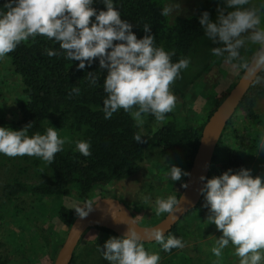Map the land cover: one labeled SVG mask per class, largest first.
<instances>
[{"label":"clouds","instance_id":"clouds-1","mask_svg":"<svg viewBox=\"0 0 264 264\" xmlns=\"http://www.w3.org/2000/svg\"><path fill=\"white\" fill-rule=\"evenodd\" d=\"M95 0H6L4 11H0V61L31 38L46 37L59 45V51L46 49L49 57L61 53L69 61H79L78 70L90 67L97 59L100 69L106 70L103 83L106 98L103 100L105 119L123 110L131 116L140 129L134 135L136 143L142 139L145 116H154L157 124L176 107L177 97L172 88L181 73L190 66V58H181L173 63L175 50L166 51L157 47L151 26L143 24L145 36L138 39L133 33V25L121 18L113 0H101L106 10L97 11ZM226 7H218L217 19L213 22L209 12L202 13L199 23L206 37L221 47L210 49L214 57L222 58L232 74L242 76L244 82L252 86L264 87V3L253 0H222ZM228 9H234L228 11ZM182 11L179 3L170 0L161 9L165 18L178 15ZM251 46H256L252 50ZM252 51V55H242ZM97 72H88L91 86L98 83ZM260 73V74H258ZM80 89L73 87L69 97L79 95ZM28 124L21 131L0 127V154L10 158L36 157L46 165L54 162L56 154L64 150L66 139L61 138L54 127L46 133H36L29 137ZM258 150L264 152V135L258 142ZM76 150L84 157L91 156V145L87 141H77ZM168 178L180 181L190 176L176 166H169ZM200 190L204 196V207L209 209L207 222L222 232L211 248L217 258L213 264H220L223 250L229 245L234 248L233 256L239 264H264V178L253 177L250 169L241 168L235 174L229 169L221 176L207 179ZM189 185L183 184L185 189ZM144 203L150 196H142ZM182 199L175 195L155 200L154 213L168 214V221L175 222ZM95 206L91 199L83 206L73 209L77 215L86 218ZM159 227L142 235L136 227L130 226L122 238L111 237L103 248H99L108 264H160L158 253H150L144 247L145 240H154L164 252L183 249L182 238L169 235L165 238Z\"/></svg>","mask_w":264,"mask_h":264},{"label":"trees","instance_id":"trees-1","mask_svg":"<svg viewBox=\"0 0 264 264\" xmlns=\"http://www.w3.org/2000/svg\"><path fill=\"white\" fill-rule=\"evenodd\" d=\"M113 2L120 11L121 18L133 25V33L138 39L145 36L143 24L147 23L151 26L150 34L155 36L157 47H163L168 52L175 50L173 63L181 58H190L189 68L181 73L182 79L177 80L172 88L173 92L184 98L188 87L207 71L210 62L216 58L210 49L221 46L206 37L199 19L202 13L207 11L210 19L215 22L218 7L226 5L217 0H197L192 15L175 16L170 20L169 17L165 18L160 14L164 7L161 0H113ZM5 3L6 0H0V11L5 10L3 9ZM93 7L97 11L106 10L101 0H95ZM46 49L59 51V45L46 37L38 36L35 40L30 38L29 41L21 43L8 55L24 86V98L18 104L19 119L0 118V127L21 131L26 125L32 124L27 132L31 137L36 133L45 134V124L50 121L53 126L65 127L75 133L76 142H89L91 156L81 155L75 148L76 142L75 145H65L64 150L56 154L52 164L46 165L41 159L38 161L44 165L43 175L47 177V182L26 184L13 181L3 185L2 192L7 197L33 195L39 200L54 199L58 204L55 212L69 229L77 213L62 203L63 197L73 190L80 206H83L91 198L95 188L135 173L143 159L144 143L135 142L134 135L140 129L135 126L131 116L122 109L114 113L111 119L104 118L103 100L106 94L103 91V83L107 72L100 69L98 59L90 67L78 70L79 61H69L63 53L49 57L45 54ZM88 72H97L99 79L95 86L89 84ZM73 87H78L80 93L70 98L69 92ZM229 90L215 100L198 125L191 123L179 125L174 113H168L163 124L152 135L154 144L160 147L163 154L181 161L189 168L203 125ZM260 95H264V87L251 85L221 134L212 157L209 174L214 163L218 165L221 175L229 169L233 170L234 174L241 168L248 169L244 154L246 145L243 147L251 140L249 137H245V140L243 138L247 127L242 129L230 126L240 109L251 124L264 128V120H261L254 111V102ZM147 117L150 120L155 119L151 115ZM142 139L144 140V136ZM263 173L264 163L255 170L254 177H261ZM96 228L113 233L103 227ZM32 229L45 246L50 245L49 237L42 229L36 225H33ZM169 235L182 238L174 228L165 235V238ZM74 262L75 254L70 264ZM0 264L9 263L0 256Z\"/></svg>","mask_w":264,"mask_h":264},{"label":"rangeland","instance_id":"rangeland-1","mask_svg":"<svg viewBox=\"0 0 264 264\" xmlns=\"http://www.w3.org/2000/svg\"><path fill=\"white\" fill-rule=\"evenodd\" d=\"M163 5L170 0H161ZM197 0H173L181 5L182 11L175 16L187 17L195 12ZM224 4L222 0H217ZM257 5L264 0H253ZM234 9H230L232 11ZM264 25V21H262ZM222 46V45H221ZM220 46V47H221ZM256 46H251L254 50ZM242 55L251 56L252 51ZM240 76L232 74L222 58L213 59L206 72L186 91L182 98L177 97L176 107L172 111L179 125L191 123L198 125L206 115L208 109L215 100L228 91L237 82ZM24 86L19 75L10 63L9 57L0 61V118L17 120L20 117L19 102L24 98ZM254 111L264 120V95H260L254 102ZM143 125L144 154L139 164V169L130 176L118 181H113L106 186L95 188L91 196L93 203L102 197H115L123 201L131 210L136 221L141 225H152L164 217V214L156 216L154 213L155 200L167 198L169 195L177 196L182 190L186 177L180 181H172L168 178L169 166H176L188 172L189 168L176 159L170 158L161 152L160 147L152 141L153 133L162 123L157 124L145 116ZM54 127L61 138L68 142L65 145H75L76 134L65 127L53 126L50 121L45 124ZM230 127L246 128L245 137H249L250 143L244 144L248 169L252 171L262 167L264 152L258 150V142L264 135V128L251 124L242 114L241 110L233 117ZM229 127V128H230ZM229 132V129H227ZM228 132L226 134H228ZM228 144V143H227ZM36 157L10 158L0 154V256L8 260L9 264H53L55 256L63 243L68 228L61 222L55 212L57 202L52 198L37 199L33 195H18L7 197L3 194V185L13 181L26 184L47 182L43 175L44 165L39 163ZM221 176L219 167L214 163L207 179ZM264 178V173L261 176ZM142 196H150L151 201L144 203ZM62 203L73 209L80 205L75 192L64 196ZM205 200L202 195L196 208L183 216L174 229L182 236L185 242L183 249L173 252H164L158 243H144L145 249L150 253H158L161 257L160 264H213L217 259L211 252L216 238L222 236L215 225L207 222L209 209L204 207ZM28 219V220H27ZM33 225L42 229L49 237V246H45L42 239L35 235ZM111 237H117L113 233L99 228L88 229L81 237L75 249L74 264H108L103 259L98 249ZM234 248L229 245L223 250L220 264H239L238 258L233 256Z\"/></svg>","mask_w":264,"mask_h":264},{"label":"water","instance_id":"water-1","mask_svg":"<svg viewBox=\"0 0 264 264\" xmlns=\"http://www.w3.org/2000/svg\"><path fill=\"white\" fill-rule=\"evenodd\" d=\"M250 87L251 84L244 82L240 76L203 125L197 149L188 170L191 175L185 180L189 186L186 189L183 187L178 196V199H182L180 207L183 211L176 214L175 222L168 221L166 213L162 219L152 225H141L120 199L102 197L93 203L95 208L86 218L81 219L76 215L53 264H70L81 237L89 228L103 227L120 237L125 235L130 226L136 227L142 235L159 227L163 228L164 236L172 230L183 216L197 207L202 197L200 190L206 183V180L201 181L200 177L208 178L212 157L221 134ZM148 242L155 241L145 240L144 243Z\"/></svg>","mask_w":264,"mask_h":264}]
</instances>
